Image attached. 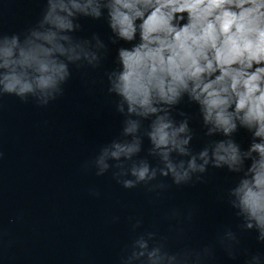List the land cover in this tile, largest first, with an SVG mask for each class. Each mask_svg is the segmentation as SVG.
Here are the masks:
<instances>
[{
  "label": "clouds",
  "instance_id": "obj_1",
  "mask_svg": "<svg viewBox=\"0 0 264 264\" xmlns=\"http://www.w3.org/2000/svg\"><path fill=\"white\" fill-rule=\"evenodd\" d=\"M83 19L106 24V40L78 37ZM119 41L130 47L116 49L117 66L104 76L121 129L84 168L150 192L169 187L161 178L182 186L226 169L233 183L222 198L239 232L256 230L264 242V0H45L34 25L0 33V97L45 107L64 94L73 67L99 68ZM184 104L196 106L195 117ZM241 130L247 147L236 139ZM219 243L234 256L239 235L227 229ZM210 255L211 247L172 251L167 237L146 230L124 246L120 264H203Z\"/></svg>",
  "mask_w": 264,
  "mask_h": 264
},
{
  "label": "water",
  "instance_id": "obj_2",
  "mask_svg": "<svg viewBox=\"0 0 264 264\" xmlns=\"http://www.w3.org/2000/svg\"><path fill=\"white\" fill-rule=\"evenodd\" d=\"M44 6L45 0H0V33L23 32ZM80 22L78 37L97 33L106 40V24ZM119 47L130 45L109 44V55L97 69L73 67L64 94L45 107L31 98L0 97V264H120L124 246L146 230L167 237L172 251L211 247L203 264H247L253 254L264 264L259 233H240L234 210L222 198L233 183L226 169L209 168L201 181L182 186L161 178L169 187L150 192L143 185L125 189L111 172L96 176L95 169L84 168L121 129L116 98L108 94L104 76L117 66ZM181 108L195 117L196 106ZM191 126L193 147L199 150L198 119ZM236 139L247 147L249 134L241 130ZM137 219L142 224L134 233ZM227 229L240 239L231 257L219 243Z\"/></svg>",
  "mask_w": 264,
  "mask_h": 264
}]
</instances>
